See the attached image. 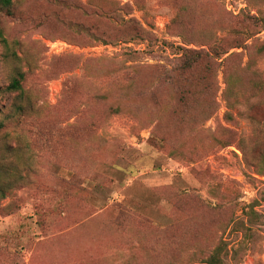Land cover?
Listing matches in <instances>:
<instances>
[{"label": "rangeland", "instance_id": "374dc122", "mask_svg": "<svg viewBox=\"0 0 264 264\" xmlns=\"http://www.w3.org/2000/svg\"><path fill=\"white\" fill-rule=\"evenodd\" d=\"M13 2V16L0 14L18 58L6 61L0 42V121L16 96L6 91L16 70L24 73L32 114L18 127L6 121L0 133L2 170L27 177L0 203V264H199L191 256L192 227L196 247L227 243L224 264H264V166L257 165L249 120L225 118L239 110L227 109L222 66L212 92L192 89L195 113L207 119L193 128L169 126L182 106L169 81L180 65V25L223 35L241 9L264 18V0ZM124 5L130 15L112 19ZM181 6L194 14L173 22ZM129 18L153 38L101 43L72 26L116 35ZM255 39L264 42V31ZM233 52L246 66V52ZM256 68L264 78V59ZM228 136L230 146L213 142ZM251 206L256 238L234 257L242 235L232 223L245 221Z\"/></svg>", "mask_w": 264, "mask_h": 264}, {"label": "trees", "instance_id": "16d2710c", "mask_svg": "<svg viewBox=\"0 0 264 264\" xmlns=\"http://www.w3.org/2000/svg\"><path fill=\"white\" fill-rule=\"evenodd\" d=\"M0 14L11 17L14 14L13 0H0ZM121 14L130 15L128 6L124 5L112 11L110 16L112 19L120 18ZM193 15L192 9H187L181 6L177 9L176 18H181V15ZM201 16V13H199ZM123 26H120L116 31V35L110 34H96V30L79 29L76 24L72 25L85 36L93 41L107 43L110 39H128V40H151L153 37L149 30L144 28L136 19L129 18L122 21ZM188 27L189 25L186 24ZM181 32L177 33V37L182 38L181 45L175 46L178 50V60L180 65L175 69V76L170 79V84L174 86L173 91L178 93L181 110L173 113L170 116L169 124L172 129L179 130L183 128H193L198 125V119L201 117L207 119L200 112L199 115L195 113V102L193 87L196 85H203L204 87L214 89V76L218 67H223L224 82L226 85L225 94L227 100V109L236 110V116L231 113H226L225 118L232 122L235 117L245 116L252 124L255 135L254 144L256 145L257 161L260 170L264 166V78L261 77L260 71L256 68L257 62L264 59V42H259L255 36L264 31V18L254 16L247 10L241 9L236 16H232L229 21L226 32L223 35H199L189 32L184 24ZM251 40V41H250ZM252 42L247 44V42ZM0 42L5 48L6 61L12 59L17 61L15 48H12L9 42L3 37V32L0 28ZM194 44L198 47H205L203 49L188 48L189 45ZM243 50L247 54L246 66H241L242 54L238 52L230 53L232 50ZM223 56H226L222 59ZM11 61V62H12ZM24 81V73L16 70L14 76L11 77L6 91L11 94H16L15 99L5 117L0 121V133L5 130L6 121H10L18 127L21 122L32 114V106L27 98L24 97L22 83ZM124 97L128 102L133 104L136 108L141 104L138 103L140 97L134 94L126 93ZM99 101L106 100V98L96 99ZM103 102V101H102ZM191 104H189V103ZM166 107V106H164ZM238 109V110H237ZM242 109V110H241ZM117 110V109H115ZM193 111V112H192ZM117 112V111H115ZM137 113H134L136 115ZM148 116V115H147ZM203 116V117H202ZM182 129L180 131H182ZM222 141L221 138H214L215 145L223 147L230 146L232 139L230 136ZM260 137V138H258ZM208 147L207 150H209ZM243 150V148L241 147ZM30 171V170H28ZM7 171L2 170L0 166V203L7 199L9 195L19 189L24 188L23 185L27 180L26 176L16 173L13 177L6 175ZM257 215L253 210V206L245 214V221H236L232 223V230L242 235V240L236 250H233V256H240V253L247 249L245 246L249 240L253 243L256 238V233L251 229V224L256 220ZM229 223V224H230ZM193 233L189 236L194 247V252L191 254L193 258H197L199 264H224V257L228 254L227 243L219 238L210 249L205 247H196L199 243L197 238V230L192 227ZM250 243V244H251Z\"/></svg>", "mask_w": 264, "mask_h": 264}]
</instances>
